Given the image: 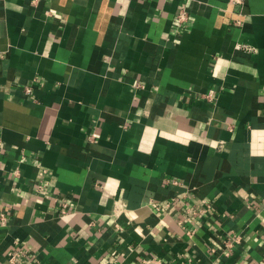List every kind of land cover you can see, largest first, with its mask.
I'll use <instances>...</instances> for the list:
<instances>
[{
  "label": "crops",
  "instance_id": "crops-1",
  "mask_svg": "<svg viewBox=\"0 0 264 264\" xmlns=\"http://www.w3.org/2000/svg\"><path fill=\"white\" fill-rule=\"evenodd\" d=\"M15 248L264 264V0H0V264Z\"/></svg>",
  "mask_w": 264,
  "mask_h": 264
},
{
  "label": "built area",
  "instance_id": "built-area-1",
  "mask_svg": "<svg viewBox=\"0 0 264 264\" xmlns=\"http://www.w3.org/2000/svg\"><path fill=\"white\" fill-rule=\"evenodd\" d=\"M229 3L232 5L236 6H242L246 3V0H229ZM187 13L185 11L181 12L179 14V19L180 20H186ZM240 20H238L239 22ZM239 47L245 48L247 50H254V48L246 43L239 44ZM209 99L212 100L211 94L208 95ZM68 204L64 203L65 209L66 210ZM242 241V236L238 232H232L225 240L223 243V249L222 252L226 256H230L235 248L237 247L238 244H240ZM215 250V248H213ZM25 255V251L22 249L15 248L13 250H10L8 252V260L10 264H20L22 257Z\"/></svg>",
  "mask_w": 264,
  "mask_h": 264
}]
</instances>
